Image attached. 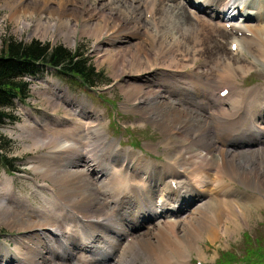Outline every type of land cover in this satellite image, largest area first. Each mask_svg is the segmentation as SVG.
<instances>
[{
    "label": "bare ground",
    "instance_id": "bare-ground-1",
    "mask_svg": "<svg viewBox=\"0 0 264 264\" xmlns=\"http://www.w3.org/2000/svg\"><path fill=\"white\" fill-rule=\"evenodd\" d=\"M0 8L18 30L66 42L93 37L116 76L125 60L143 78L118 85L126 106L153 121L172 147L160 164L141 161L108 143L99 112L83 98L71 99L66 88L43 91L55 110L68 103L64 116L16 126L30 139L26 147L46 148L30 168L50 179L43 183L50 195L35 189L42 204L33 205L4 174L0 220L20 233L10 249L0 242V264H189L200 241L216 243L233 231L230 220L236 225L239 214L258 206L254 195L253 208L241 201L230 181L264 189V104L254 115L249 108L260 87L236 86L254 64H264V0H0ZM249 29L261 42L247 40L255 38ZM216 33L232 40L229 52L242 56L237 62L227 52L217 55ZM205 55L210 72L195 66Z\"/></svg>",
    "mask_w": 264,
    "mask_h": 264
},
{
    "label": "rangeland",
    "instance_id": "rangeland-1",
    "mask_svg": "<svg viewBox=\"0 0 264 264\" xmlns=\"http://www.w3.org/2000/svg\"><path fill=\"white\" fill-rule=\"evenodd\" d=\"M111 1L112 0H106L107 3H110ZM181 1H183V3L185 2V0ZM89 3L97 4L98 0H89ZM192 4L193 2L191 3L190 1L188 7L194 9ZM142 9L144 10L143 7ZM186 9L188 8L186 7ZM150 11V9H147L145 14ZM5 12V9L0 8V54L3 52L2 49L4 41L10 39L23 42L38 39L41 42L49 43L50 45L61 43L71 50H74L77 47H82L80 51L84 53L95 69L101 72V75L94 87L83 86L77 80L71 79V76L67 77L58 75L53 69L44 71L38 77L28 78L30 82L28 97L21 102L17 101L12 108H7V110L13 115V118H15V121H6L5 123L0 124V138L3 142L7 143L3 152L6 153L7 157L13 159V165L16 167L11 169L10 167H5L0 163L1 187H4L6 184L4 181L5 174L8 177L10 184L12 183L11 186L13 190L17 194L25 195L30 200L29 202L33 205L42 204V200L37 195L36 190H41V192L46 195H50L49 188L43 185V183L50 185V179L39 178L38 175L30 168V163H37V157L43 152H46V148L38 146L36 148L29 149L28 146L26 147L25 145L30 142V139L19 137L18 134L20 133V129H18L16 125L18 123H21L20 125L24 124L26 119H31V121L37 120L40 122V120L48 119L57 121V117H63L64 107L67 106L68 103L63 102V104L58 106L55 110L46 100L43 93V91L54 93V89L56 88H66L65 90L71 96V99L77 98L81 100V98H83L86 101H84L85 104L87 103L88 105L93 106L99 112L100 122L102 123V128L106 133L108 143L115 141L122 151H128L131 156L135 155L142 158L141 161L147 160L146 162H149V160H151V163L155 162L158 164H160L161 161H165V157L168 152L172 151V147L164 144V134L153 121L141 118L138 113L128 108L130 106H126L131 103L127 102L124 93L118 86L122 83L127 84V82L129 83L131 80L138 79L141 81V79H143L140 76L136 77L138 76L136 73L131 72L128 68H126L127 65L125 64V60H121L120 65H123L120 67L119 73H121L120 76H116L112 70L111 58L98 57V51L94 49L95 39L93 37L88 35L80 37L77 35L73 42H66L64 37L61 35L52 36L51 33H48L45 36H41L39 33H33L30 28L18 30L13 22L4 18ZM198 14L202 15L201 12H198ZM249 31L254 34L255 38L247 40L261 42L262 39L258 33L250 29ZM243 39L246 38L236 40L238 41ZM206 40L211 42L209 39ZM216 41L218 43H216L218 49L217 51L219 52L217 55H222L224 54L223 52H227L229 56L233 57L231 54L232 52H229L232 40L225 41V39L219 38V35L216 33ZM238 43L240 47V42ZM104 47L107 46L102 45L99 49L103 50ZM201 50L209 51V48L202 47ZM261 51H264V48H261ZM242 54L247 55L244 51H242ZM239 55H241V53ZM241 57L242 56L237 58L233 57L234 62H237V59L239 60ZM208 58L209 57L205 55L202 58L196 59L195 66L198 71L210 72L212 70L207 67ZM189 62L191 63V61ZM190 68L192 67L185 68V71L188 74L190 73ZM241 76L244 77H239L236 84L237 87L250 89H253L251 87L255 86L260 88L262 87L261 89L254 88L259 91V95L256 96L254 102L249 107L251 115H254L263 107L264 104L262 103L264 100V64H254V67H252L248 73ZM197 82H199V80H197ZM197 82H194V84L196 83L199 87H204L207 90L209 89L207 86L198 84ZM74 118L82 123L80 116H75ZM251 120L252 119H248L246 124ZM65 121V118L61 119L60 123ZM88 134L87 138L90 137V133ZM259 145L260 143L257 144V146ZM172 146H175V144ZM230 150L232 149L230 148ZM14 169L17 170L15 171ZM229 181L228 177L225 176L223 182ZM230 182L232 185L231 187H233V191L238 194L241 201L245 204L249 203L248 205L253 208L254 205L251 203L250 198L254 195L256 198L259 197L260 200L257 198L259 204L255 209L251 210L252 213H249L248 216L242 218L239 214L237 217L238 220H234L236 225H233L229 219L230 223H228V226L233 231L230 232V234H223L216 243L200 241V246L197 247L198 249L194 250L190 255L189 264H200L198 255L201 254L203 255V263L205 264H264V189L261 187L257 189L244 187L235 180ZM162 186L163 185L159 184L157 190L159 191ZM196 186L200 187L201 185L197 184ZM136 187H139V185ZM258 189L262 190L259 191ZM74 194L77 195L76 192H74ZM229 196L230 195H227L226 197ZM156 199H159V196H157ZM11 206L13 205L11 204ZM246 214L247 213H244V216ZM142 215L143 213L136 215V219L139 220V222L142 220V218H140ZM145 226L146 224L143 225L144 228ZM19 233L20 231L18 229L6 226V224L0 220V242L4 243L7 248L10 249L15 245L16 236ZM8 251L11 253L10 250ZM188 260L189 259L185 260V264Z\"/></svg>",
    "mask_w": 264,
    "mask_h": 264
},
{
    "label": "trees",
    "instance_id": "trees-1",
    "mask_svg": "<svg viewBox=\"0 0 264 264\" xmlns=\"http://www.w3.org/2000/svg\"><path fill=\"white\" fill-rule=\"evenodd\" d=\"M81 48L71 50L61 43L50 45L38 39L28 42L13 39L4 41L0 54V124L15 121L7 108L28 97V78L38 77L48 69H53L58 75L71 76L83 86L94 87L101 72L95 69L80 51ZM6 144L0 142V163L11 169L16 168L13 159L3 152Z\"/></svg>",
    "mask_w": 264,
    "mask_h": 264
}]
</instances>
